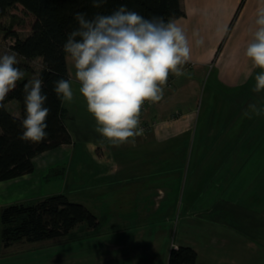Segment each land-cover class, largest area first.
<instances>
[{
  "label": "crops",
  "instance_id": "obj_1",
  "mask_svg": "<svg viewBox=\"0 0 264 264\" xmlns=\"http://www.w3.org/2000/svg\"><path fill=\"white\" fill-rule=\"evenodd\" d=\"M181 5L184 14L172 20L189 38L191 58L184 66L186 75L170 76L161 101L145 104L141 115L144 133L134 144L114 147L95 132V121L86 110L74 77L73 63L67 57L74 101L63 105L72 141L37 155L33 172L0 181V210L7 204L32 203L31 200L57 193H64L70 201L87 206L90 194L102 195L101 206L105 208L106 205L108 211L97 215L98 228L81 222L68 234L52 238L56 243L59 241L60 250L69 251L72 256L79 251H92L98 256L99 264H168L172 248L190 245L198 253L191 264H199L202 260L203 264H220L222 251L216 247L219 239H215V234L218 232L221 236L222 230L230 226L233 229L231 263L264 264V113L257 116L250 107L264 108V91H252L259 69H253L244 56L250 32L254 30L256 10L264 5V0H181ZM197 39H202L203 44L197 45ZM211 74L213 89L209 96L219 94L221 87H226L233 102H237L233 105L234 113H240L234 122L243 120L245 127L250 128L239 137H233L238 133L232 127L233 133L227 134L222 142L227 147L219 153H224L226 160H235L236 166H241L242 175L233 176L226 186V195L207 196L206 188L196 186L194 189L193 186L195 192L204 190L202 195L207 197H203L200 213L206 226L199 222V240L188 236L176 239L172 237L171 217L156 215L163 204L173 208L170 215L174 213L175 205L168 202L167 187L157 181L142 187L141 176L146 173L150 179L158 177L160 172L161 177L173 174L175 168L151 170V162L156 157L174 160L185 159L188 155L189 149L185 151L184 147L190 143L197 100ZM11 103L14 108L9 106ZM6 106L13 114L21 115V107L14 100ZM212 135L214 137V132ZM199 144L195 154L198 159L205 155L203 145L209 144V137L199 140ZM180 152L182 156H178ZM49 175L59 179L54 188H49V183L46 186L45 178ZM238 178L239 184L241 180L247 181L246 190L233 187ZM178 182L181 186L182 175ZM84 193L86 199L82 196ZM174 197L177 200L178 196ZM124 201L134 203L136 210L112 215L115 210L122 209ZM238 225H244V231ZM217 226H220L218 230ZM29 242L32 246L38 241ZM78 257L85 256L75 259L62 256L59 262L75 264Z\"/></svg>",
  "mask_w": 264,
  "mask_h": 264
},
{
  "label": "clouds",
  "instance_id": "obj_2",
  "mask_svg": "<svg viewBox=\"0 0 264 264\" xmlns=\"http://www.w3.org/2000/svg\"><path fill=\"white\" fill-rule=\"evenodd\" d=\"M106 2L92 0L97 8ZM75 20L78 27L68 34L63 51L73 63L79 94L95 121L94 130L114 147L134 144L144 133L141 115L145 104L161 101L170 76L186 75L184 66L191 58L189 38L176 21L145 18L126 5L91 19L76 13ZM250 36L244 56L253 69H259L252 91L260 93L264 91V5L256 10ZM196 44L202 45L203 40L197 39ZM18 63L15 52L0 55V108L25 77ZM42 89L38 76L24 84L22 141L38 144L48 136L50 109ZM53 90L61 103L74 101L71 80L58 79ZM250 107L257 116L264 113V108Z\"/></svg>",
  "mask_w": 264,
  "mask_h": 264
},
{
  "label": "trees",
  "instance_id": "obj_3",
  "mask_svg": "<svg viewBox=\"0 0 264 264\" xmlns=\"http://www.w3.org/2000/svg\"><path fill=\"white\" fill-rule=\"evenodd\" d=\"M121 5L145 18L162 17L165 21L184 14L181 0H107L99 8L93 7L92 0H0V17L14 7H21L33 17L30 33L23 38L17 37L12 48L27 60L42 58L44 68L40 78L43 80L42 90L48 97L45 106L50 109L45 141L38 144L22 141L19 137L25 111L23 87L28 79L19 81L15 90L9 93L3 108H0V181L33 172L37 155L72 141L65 121L67 110L53 90L58 79H70L63 46L68 34L78 27L76 13H84L91 19L97 13L110 14ZM16 29L17 26L13 34L17 33ZM17 66L22 68L20 63ZM11 100L20 102V116L7 108L6 104ZM0 222L7 241L17 237L42 241L66 235L81 222L94 228H98L100 223L97 215L85 204L70 201L64 193L49 195L32 203L4 205L0 210ZM197 256L192 246L179 245L171 249L168 264H191Z\"/></svg>",
  "mask_w": 264,
  "mask_h": 264
},
{
  "label": "rangeland",
  "instance_id": "obj_4",
  "mask_svg": "<svg viewBox=\"0 0 264 264\" xmlns=\"http://www.w3.org/2000/svg\"><path fill=\"white\" fill-rule=\"evenodd\" d=\"M32 20L33 17L25 13L21 7L11 8L6 15L0 17V55L15 52L12 45L16 42L17 37L23 38L30 33V24ZM15 26H17V33L13 34L12 32ZM17 60L22 65L21 69L25 71L24 78L28 80L37 76L40 78V74L44 68L42 58L38 57L33 60H27L17 54ZM212 79L213 75L211 74L209 79H206L205 85L197 100L195 124L190 131V143L184 147L185 151L189 149L188 155L185 159L178 157V159L174 160H163L156 157L155 160L151 162V170L156 169L157 171H161V169L168 170L169 168H175V173H168L167 176L161 177L159 176L161 175L160 172L157 173L158 177H152L150 179H148L149 176L145 175L146 173L141 176L142 187H147L150 182H152L150 184H154L155 181L167 187V191L170 193V200L168 202H172V204L175 205L174 213L170 215L173 208H171L169 204H163L156 215L165 218L171 217L172 237H176V239L180 236H188V238L199 240L201 232L199 222L203 223L202 216H200L202 211L201 208L204 204L203 197L207 198L202 195L203 191H206L207 196L214 194L219 195L220 193L226 195V186L229 185L233 176L239 173L241 174V166H236L235 160H226L224 153H219L220 149L227 147L224 143L222 144V142L227 134L233 133V128H236L234 132L238 133L237 136L233 135V137H239V135L248 132L250 128H248V126L247 128L245 127L246 123L243 122V120H237V123L234 122L240 113H234L233 105L237 102H233V97L226 91V87H221L219 94L215 93V96H209L212 93L211 89H213ZM14 101L20 106L18 100ZM9 106L12 108L15 107L12 103L9 104ZM208 108H211L209 112L207 111ZM213 132L214 137L212 135ZM208 137L209 144L203 145L206 149L205 155H202V157L198 159V157L195 156L200 146V144L198 145V141ZM240 148L244 147L240 146ZM178 156H182L181 152ZM143 169H146V167ZM51 174H54V172ZM181 175L183 178V186H180L178 182ZM239 178L236 180L235 184H233V187H240V190H246L244 187H246L245 184L247 181L241 180L239 184V182H237ZM45 179L46 186L49 183V188H54L55 185L58 184L56 182H59V179L52 177V175L47 176ZM165 181H167V183ZM193 186L194 189L196 186L206 189H202L203 191L201 190L202 192L198 193V191H194ZM220 188H222V192H220ZM114 195H117V193L115 192ZM175 195L178 196L177 200L176 197H174ZM82 196L86 199V193L82 194ZM101 196V194H90V198L88 199L89 202L87 207L96 215L102 214V211H104V213L108 211L106 205L105 208L101 206ZM95 197H99V200H95ZM37 200L38 199L31 200V202H36ZM189 202L192 205H190ZM122 204V209H117L111 214L120 215L121 211L131 213L136 210L134 203L124 201ZM116 207H118V203H116ZM136 213L132 214L136 215ZM203 225L205 224L203 223ZM207 227L209 228L211 226L207 225ZM218 227L220 228V226H217V230L219 229ZM238 227L243 231L245 229L244 225H238ZM232 234L233 229H231L230 226L222 230L221 236H219L218 232L215 234V239H219V243H216V247L222 251L220 257L222 258V262H220V264H232L231 262H233ZM24 238L25 237H17L14 240L7 241L6 237L2 234V224L0 222V264H69L62 263L61 261L59 262V259L62 256H69L71 259H75V257L82 255L85 257H78L79 261L75 264L100 263V260L98 261L97 259L98 256L93 254L95 252L91 253L92 251L83 253L79 251V253L72 256L69 251L60 250L61 248L58 247L59 241L56 243L55 239L33 242L31 246V242L28 243ZM49 241L52 242L50 243ZM199 264H203V260Z\"/></svg>",
  "mask_w": 264,
  "mask_h": 264
}]
</instances>
